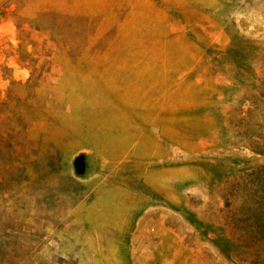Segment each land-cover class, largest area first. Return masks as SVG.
Here are the masks:
<instances>
[{
  "label": "rangeland",
  "instance_id": "obj_1",
  "mask_svg": "<svg viewBox=\"0 0 264 264\" xmlns=\"http://www.w3.org/2000/svg\"><path fill=\"white\" fill-rule=\"evenodd\" d=\"M0 264H264V0H0Z\"/></svg>",
  "mask_w": 264,
  "mask_h": 264
},
{
  "label": "water",
  "instance_id": "obj_2",
  "mask_svg": "<svg viewBox=\"0 0 264 264\" xmlns=\"http://www.w3.org/2000/svg\"><path fill=\"white\" fill-rule=\"evenodd\" d=\"M75 169H76V171L80 172L79 171V164L78 163L75 164Z\"/></svg>",
  "mask_w": 264,
  "mask_h": 264
}]
</instances>
